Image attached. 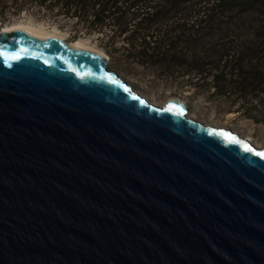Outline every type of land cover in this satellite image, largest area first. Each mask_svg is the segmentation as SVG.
I'll use <instances>...</instances> for the list:
<instances>
[{"label":"water","instance_id":"obj_1","mask_svg":"<svg viewBox=\"0 0 264 264\" xmlns=\"http://www.w3.org/2000/svg\"><path fill=\"white\" fill-rule=\"evenodd\" d=\"M0 264H264V147L0 29Z\"/></svg>","mask_w":264,"mask_h":264},{"label":"rangeland","instance_id":"obj_2","mask_svg":"<svg viewBox=\"0 0 264 264\" xmlns=\"http://www.w3.org/2000/svg\"><path fill=\"white\" fill-rule=\"evenodd\" d=\"M52 1L54 6H51ZM144 1L152 8L164 2ZM242 1L236 0V3ZM62 2L64 0H0V22L3 27L20 22L42 25L58 31L68 42L81 39L102 51L108 57L109 67L150 103L161 107L169 100L181 102L187 116L205 125L231 129L255 146L264 147V95L259 93L264 88L257 85L242 91L229 85L220 87L211 79L214 72L210 65H199L200 73H205L202 76L198 72L189 74L185 68L188 57L234 53L233 57H240L243 64H254L264 70V14L258 8L230 4L224 10L221 7L207 10L204 0H185L175 12L168 11V17L158 29L155 26L157 30L153 35L147 34L144 25H137V20L130 23L127 33L116 35L117 27L112 22L93 24L92 11L85 13L91 16L85 20L82 14L74 13L73 6L65 7ZM255 12L260 16L250 17ZM133 27L140 28L143 36L128 38ZM144 41L150 45H145ZM130 49L147 55L159 54L161 67H152L150 58L140 62L127 56Z\"/></svg>","mask_w":264,"mask_h":264},{"label":"trees","instance_id":"obj_3","mask_svg":"<svg viewBox=\"0 0 264 264\" xmlns=\"http://www.w3.org/2000/svg\"><path fill=\"white\" fill-rule=\"evenodd\" d=\"M41 1L46 2V0ZM183 1L185 0H164L162 3L163 5L155 8L149 6V3H145L144 0H64V3H62L63 5L65 4V7L73 6L75 9L74 13L82 14V16H85V20H88V18L91 17L85 13L92 11L90 21L93 24L112 22V24L117 27V31L115 32L116 35L127 33L130 23L135 20L138 22L137 25H144L147 34L153 35L159 28V24L164 22L168 17V11H170V13L175 12ZM206 1L208 0H204V8L207 10L214 7H221L222 10H224L230 4H237L240 8L255 6L258 10H260L259 12H261L262 15L264 14V0H243L241 3H236V0H215L210 4H206ZM122 3L125 4V6H121ZM51 4V6L55 5L53 1ZM129 16L130 18L128 19ZM259 16L260 15L256 12L250 15L252 18H257ZM133 28H131L128 38L132 39L138 36H143L140 28ZM173 42L177 41L174 40ZM144 43L145 45H150L149 42L144 41ZM170 44H172V42ZM103 47L106 53L111 55V51L105 49L106 45H103ZM126 54L129 57L136 58L140 62L146 61V59L150 58L149 60L152 62L151 66L154 68L161 67L162 65V62L159 61V54L152 53L151 55H147L145 52L136 53L132 49H130ZM233 56L234 53L229 56L222 55L220 53L216 56H209L208 58L204 55H199V58L188 57L186 58L188 67L185 68L189 74L198 72L199 76H202L205 73H200L201 70L199 69V65H210L212 72H214L211 79H214L218 84H220V87L221 85L222 87L229 85L232 86L233 89L242 91L248 88L254 89L257 85L264 88L263 68L254 64H243L240 57L238 58ZM165 66L169 65L165 64ZM200 81L203 82L202 80H199V82ZM215 81L213 82L214 84ZM259 93L260 95H264V89H260Z\"/></svg>","mask_w":264,"mask_h":264},{"label":"bare ground","instance_id":"obj_4","mask_svg":"<svg viewBox=\"0 0 264 264\" xmlns=\"http://www.w3.org/2000/svg\"><path fill=\"white\" fill-rule=\"evenodd\" d=\"M0 27H1V24H0ZM1 30L7 31V32H11L14 30H30V31L40 33L46 37L59 38V39L66 41L64 39V37L58 33V31H55V30L51 31L49 29L44 28L42 25H33L31 23H25V22L14 23L11 25L4 26L3 29H1ZM83 42L84 41H81V39H80V40H76V41L71 42V43H73L74 45H77L79 48L85 49L87 51L102 54V55L106 56L102 51L92 47L91 45L89 46L88 44H85Z\"/></svg>","mask_w":264,"mask_h":264},{"label":"built area","instance_id":"obj_5","mask_svg":"<svg viewBox=\"0 0 264 264\" xmlns=\"http://www.w3.org/2000/svg\"><path fill=\"white\" fill-rule=\"evenodd\" d=\"M0 24L2 25V23L0 22Z\"/></svg>","mask_w":264,"mask_h":264},{"label":"flooded vegetation","instance_id":"obj_6","mask_svg":"<svg viewBox=\"0 0 264 264\" xmlns=\"http://www.w3.org/2000/svg\"><path fill=\"white\" fill-rule=\"evenodd\" d=\"M3 27V25H1Z\"/></svg>","mask_w":264,"mask_h":264}]
</instances>
